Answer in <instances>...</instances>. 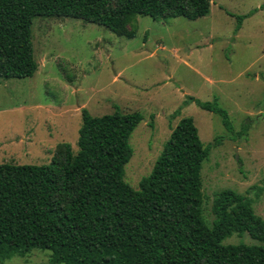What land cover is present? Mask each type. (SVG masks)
I'll return each instance as SVG.
<instances>
[{
    "label": "rangeland",
    "instance_id": "374dc122",
    "mask_svg": "<svg viewBox=\"0 0 264 264\" xmlns=\"http://www.w3.org/2000/svg\"><path fill=\"white\" fill-rule=\"evenodd\" d=\"M264 0H212L197 19L154 20L137 15L133 37L75 18L35 17L31 26L37 69L30 77L0 78V164L42 165L56 146L77 150L81 109L91 115L140 112L132 131V156L124 180L134 189L148 175L172 128L193 118L204 145L203 217L214 218L215 195L233 189L264 220V9L236 17ZM233 15H230L228 12ZM223 107L242 135L232 136L214 112L188 96ZM220 143L214 145L220 137ZM223 244H258L247 232ZM50 252L33 249L0 264H52Z\"/></svg>",
    "mask_w": 264,
    "mask_h": 264
},
{
    "label": "trees",
    "instance_id": "16d2710c",
    "mask_svg": "<svg viewBox=\"0 0 264 264\" xmlns=\"http://www.w3.org/2000/svg\"><path fill=\"white\" fill-rule=\"evenodd\" d=\"M211 1L0 0V78L36 71L35 17L80 19L130 38L137 15L193 20L209 14ZM262 9L264 2L235 15V32ZM189 102L219 115L233 137L246 132V125L234 130L218 103L190 95L183 104ZM81 117L76 151L62 142L47 164H0V260L46 249L52 264H264V220L244 195L220 190L211 223L203 217L201 167L211 145L203 144L192 117L178 120L138 189L123 176L142 114L116 109L95 116L82 108ZM244 232L259 243H222Z\"/></svg>",
    "mask_w": 264,
    "mask_h": 264
}]
</instances>
